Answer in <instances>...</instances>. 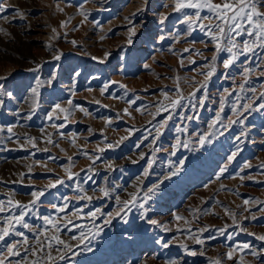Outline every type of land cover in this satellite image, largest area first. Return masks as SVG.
Segmentation results:
<instances>
[{
  "label": "rangeland",
  "instance_id": "rangeland-1",
  "mask_svg": "<svg viewBox=\"0 0 264 264\" xmlns=\"http://www.w3.org/2000/svg\"><path fill=\"white\" fill-rule=\"evenodd\" d=\"M0 5L6 6L0 12V201L7 209L0 213V228L4 217L20 213L9 200L26 206L24 220L30 225H16L24 236L0 241V257L7 255L6 243L21 241L20 256H8L5 264L37 259L40 264H166L173 259L178 264L217 259L221 264H264V241L257 238L264 235V109L259 107L264 104V49L241 55L225 70L222 61L228 54L219 53L213 62L214 44L207 29L200 30L209 20L189 29L185 12L194 15V10L175 12L174 0H147L146 5L144 0H0ZM201 16L216 23L207 9ZM133 26L136 34L129 44ZM235 39L242 44L250 38ZM56 55L60 60L53 59ZM213 63L217 70L206 81ZM37 65L38 71H29ZM245 68L252 69L247 83ZM54 70L57 79L48 86ZM37 78L41 86L33 98ZM180 96V105L172 108L170 101ZM247 103L252 110L240 107L233 113L234 104ZM56 104L68 111H54ZM161 107L168 110L158 111ZM218 113L219 121L209 128ZM205 133L213 135L201 146L198 134ZM149 160L153 163L145 178ZM57 180L63 183L48 187ZM154 184L159 188L145 202ZM40 190L44 195L32 204L31 193ZM132 193H138L136 203L144 208L130 205L110 217L121 207L116 197L129 200ZM46 216L59 232L45 225ZM39 231L45 232L39 237L45 247L33 256ZM53 235L70 250L55 241L49 250ZM244 244L250 247L243 249ZM253 249L260 255L252 256ZM192 251L195 256L188 254Z\"/></svg>",
  "mask_w": 264,
  "mask_h": 264
},
{
  "label": "snow or ice",
  "instance_id": "snow-or-ice-1",
  "mask_svg": "<svg viewBox=\"0 0 264 264\" xmlns=\"http://www.w3.org/2000/svg\"><path fill=\"white\" fill-rule=\"evenodd\" d=\"M144 4H147V0H144ZM58 10L63 11V9H59V6L57 5ZM194 10V15H189L185 12V10ZM207 9L209 12L212 13V17L215 19L216 23L212 24V18L204 16H201V11ZM264 0H220V2H214V0H174L173 5V11L175 12H185L184 21L189 25V29H192V26L201 19L203 20H209V24H200V30L202 32L207 29V32L205 33L208 35L214 44L215 52L212 56V61L215 62L218 59V54L221 52H226L228 54L227 58L222 61L223 68L225 70L229 69L235 61L241 56L244 55L246 58L248 54H256L257 49H264ZM6 10V6L0 5V12H3ZM143 7L137 9V12L143 11ZM80 14L84 16V19L87 20L88 16L84 11H81ZM16 15H19L21 18L24 17V14L22 12L16 11ZM136 13H133V16H135ZM3 19H8L6 16L3 17ZM166 19V17H164ZM163 23V19L160 21ZM63 26V25H62ZM2 31V29H0ZM136 34L135 26L129 29V39L127 40V43L131 44V36H134ZM246 35L250 39H244L242 41V44H238L236 41V37H242ZM103 39V37H102ZM163 39V37H161ZM73 44H75V41H73ZM185 51H188V49H185ZM109 55L108 53L105 54V57ZM60 55H56L53 57L55 60H60ZM93 59H96V57H93ZM261 59H264V57H261ZM103 63V60L100 61ZM41 66L37 65L35 69H29V71H38ZM147 67V65H145ZM209 71L205 74V80L207 81L213 74L216 72V66L215 63L208 65ZM252 69L245 68V83H247V74L251 72ZM75 75H79V73H75ZM0 79H4V77H0ZM57 79V70H54L50 74V78L47 81L48 86H52L54 81ZM40 81L39 78H37V87L31 88V93L33 98H36L39 96L38 88L40 87ZM204 87V85H201ZM107 85H105V88ZM240 89H244V84H241ZM0 88H3V85H0ZM252 92H255V89H249ZM104 89H101V93L103 94ZM225 92H227V89H225ZM7 95L10 97L12 95L11 92H8ZM194 96V93L192 94ZM165 99H168L167 93H164ZM261 96L264 97V93H261ZM183 99V96H180L178 99L171 100L170 106L172 108H176L178 105H180V101ZM35 99L33 103L35 104ZM69 105H71V100L68 101ZM203 101H201V104ZM224 97H221L220 100V108L221 111L224 108ZM4 104V100L0 99V106ZM242 107L243 111L247 112L249 110H252V104L247 103L243 104L242 106L234 104L232 107L233 113H237ZM261 109H264V104H261L259 106ZM83 111V109H81ZM167 107H161L158 109V111H167ZM54 111H60V112H66L68 109L62 108L61 105L56 104L54 107ZM127 111V110H125ZM52 117L49 116V119ZM186 119H194V117H185ZM168 119H171V116L168 117ZM219 121V113L217 114V120H214L212 124L209 125V128H212L217 122ZM231 123H236V121H230ZM167 124V120H165L163 123L160 124L159 128H164ZM159 128L157 129V137L161 135ZM178 132L181 131L180 128L176 129ZM2 131V129H0ZM8 131L11 132V127L8 128ZM210 135H213V133H205L203 135L198 134V143L203 146L206 142H210L208 140V137ZM126 139V137L122 138ZM51 142V141H49ZM181 142L179 139H177V145H179ZM184 147H188V142H185L183 144ZM109 148L113 147L112 144L108 145ZM136 147H139V144L136 145ZM160 149H155V151H159ZM99 151L103 152L104 149H100ZM173 154H175L173 152ZM235 156V153H233V156L229 157V160H231ZM141 159H144V154H141ZM95 159H99V157H96ZM94 162V161H93ZM135 162V161H134ZM152 161H148V168H145L143 171V177L147 178L149 176V169L152 166ZM180 169L178 168L176 172L171 173V175H176ZM226 171V168L221 169V173ZM71 175L69 174V179H71ZM170 177H165V179H168ZM137 181L140 182L141 178L137 177ZM56 183H63V180H57L55 183L49 184L48 187H55ZM159 188V184H154L153 186L149 187L147 191L145 192L143 196V200L147 202L151 196L150 194L156 192ZM104 195L107 196L109 193L106 190H103ZM44 195V190L40 191H33L31 193V196L33 197L31 203L35 204L41 196ZM131 198L129 200L121 201L119 196L116 197L117 204L121 205V207L113 214L109 213L108 215L110 217L113 216H120L122 212H125L126 210H130L129 206L131 207H139L140 209L144 208V204L140 203L137 205L136 201L140 199L138 196V193H132L130 194ZM83 198V197H81ZM87 199L91 200V197H87ZM247 204L248 201H245ZM8 204L12 208H19L20 213L19 215H16L13 213L10 216H6L3 219L4 226L0 228V241H5L6 237H9L10 235H16V236H24L22 232L16 231V225H22L23 228H30V225L25 222L24 217L26 215V212L24 211V208L26 206L21 205L18 201L13 204L11 200L8 201ZM53 208H57V205H52ZM7 209L5 208L2 201H0V213H4ZM59 211H63V208H59ZM97 212H99V209H97ZM93 217H95L96 213H91ZM141 215L143 216L144 213L142 212ZM176 219H182V217L177 216ZM255 219V217H253ZM45 225H52L56 228V231L59 232L60 229L56 227V222L51 217H43ZM110 220H106L105 223H110ZM127 222V221H125ZM151 224L156 225L158 224V221L151 220ZM100 229L97 228V232H99ZM223 231V230H222ZM44 231L37 232V239H36V246L31 249V255L36 256L38 252L44 251L45 243L39 239L41 235H44ZM259 240L264 241V235H261L257 237ZM47 239V237H46ZM75 239V237H73ZM196 243L200 244L203 243L202 240H200L198 237H193ZM80 240H84V234L81 233ZM52 241H55L58 245H63L64 248H67L70 250L71 246L68 244H65L63 240L59 238V236L53 235L50 240L47 242V248L49 250L52 249L53 243ZM21 241H15L13 243H6V256L0 257V264H5V260L8 256H20V252L17 250V245L20 244ZM23 243H28V238L24 237ZM159 243V241H158ZM169 245L165 243L163 247L167 248ZM182 247L185 249V251H188V246L182 245ZM250 245L244 244L242 246L243 249H248ZM25 251H28V249H25ZM57 252L60 251L59 248L56 249ZM189 255H196V252L192 251L188 253ZM228 259H232V252H228L227 254ZM251 255L256 257L260 255L255 249L251 251ZM65 257L63 255L59 256V259L63 260ZM46 259L51 261L53 260V257L51 255V251H49L46 254ZM15 264H21L20 261H16ZM24 264H27V260H25ZM32 264H40V260H33ZM166 264H178L177 260H169L166 262ZM213 264H221V261L219 259L215 260Z\"/></svg>",
  "mask_w": 264,
  "mask_h": 264
}]
</instances>
